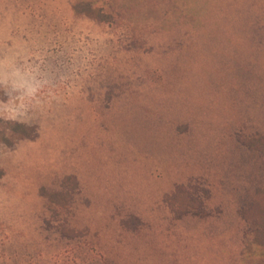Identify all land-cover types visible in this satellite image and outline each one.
I'll list each match as a JSON object with an SVG mask.
<instances>
[{
    "label": "rangeland",
    "instance_id": "1",
    "mask_svg": "<svg viewBox=\"0 0 264 264\" xmlns=\"http://www.w3.org/2000/svg\"><path fill=\"white\" fill-rule=\"evenodd\" d=\"M261 136L264 0H0V264H260Z\"/></svg>",
    "mask_w": 264,
    "mask_h": 264
},
{
    "label": "trees",
    "instance_id": "2",
    "mask_svg": "<svg viewBox=\"0 0 264 264\" xmlns=\"http://www.w3.org/2000/svg\"><path fill=\"white\" fill-rule=\"evenodd\" d=\"M74 12L78 15L94 14L99 21L110 23L113 19V14L105 13L102 8L97 9L92 2H76L72 6ZM98 10L97 13L94 11ZM249 143H261L264 144V136L259 139H254ZM68 180V179H67ZM62 195L58 193H51L48 195L51 202L62 205L60 198ZM169 209L178 217L199 210L200 204L198 199L190 194L186 186H178L171 195H168L165 199ZM198 212V211H197ZM246 222H250L257 228L252 231V241L258 247L264 248V189H260L255 193L254 200L250 206L242 213ZM260 264H264V258L259 261Z\"/></svg>",
    "mask_w": 264,
    "mask_h": 264
}]
</instances>
